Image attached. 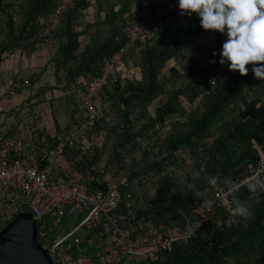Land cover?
Segmentation results:
<instances>
[{"label": "trees", "instance_id": "1", "mask_svg": "<svg viewBox=\"0 0 264 264\" xmlns=\"http://www.w3.org/2000/svg\"><path fill=\"white\" fill-rule=\"evenodd\" d=\"M87 1L77 0L62 26L44 35L39 19L52 11L58 0H0V13L7 21L0 59L6 50L18 49L21 54L38 56V45L51 41L57 48L50 60L55 83L42 81L46 67L43 73L30 76L33 84L42 85L37 96L55 88L65 91L77 78L98 74L103 58L125 43L131 1L137 0H125L117 10L111 7L105 19L89 24L95 30L84 40L87 33L82 30L81 18ZM16 3L23 14L19 25L12 19ZM153 17L154 38L138 42V50L132 54L137 73L131 78L119 77L113 89L102 94L104 106L109 103L105 115L113 113L115 120L109 124L102 118L98 122V128L106 129L104 143L85 157L80 168L97 173L103 164L116 175L124 172L122 189L136 187L133 213L123 209L127 223L142 220L161 228L182 223L195 201L203 199L205 189L212 186L210 179L232 183L264 154V78L254 77L252 64L246 65L247 75L229 70L225 83H219L189 118L180 122L187 113L183 102L191 103L205 85V67L187 51L184 37L209 30L202 29L199 17L180 15L176 0L154 9ZM75 108L72 112H77ZM138 137L144 139L143 144ZM247 194L241 189L242 199H247ZM243 206L248 209L247 216L233 215L226 208L211 213L188 242H178L171 253L162 255V264H264V192Z\"/></svg>", "mask_w": 264, "mask_h": 264}, {"label": "built area", "instance_id": "2", "mask_svg": "<svg viewBox=\"0 0 264 264\" xmlns=\"http://www.w3.org/2000/svg\"><path fill=\"white\" fill-rule=\"evenodd\" d=\"M163 5L164 0L134 2L125 26L126 41L103 58L98 74L79 77L67 90L55 88L43 96L36 95L41 83L33 84L30 76H19L9 81L0 94V230L21 212H31L38 223V237L57 264H162V255L171 253L178 242H188L208 222L211 213L221 208L232 213L237 205L258 200L264 192L263 154L232 183L207 187L204 198L195 201L182 223L159 228L142 220L127 223L123 209H134L136 187L122 189L124 172L116 175L103 164L97 173L80 168L85 157L104 143L106 129L98 128V122L102 118L109 124L115 120L113 113L105 115L109 103L104 106L101 93L113 89L119 77L137 73L132 54L138 50V42L154 38L153 10ZM76 6L77 0H58L55 8L39 19L42 34L57 31ZM21 12L16 3L12 17L15 25L23 19ZM211 35L208 31L184 37L187 51L205 67V85L191 103L183 102L187 113L180 122H185L219 83H225L224 76L230 70L227 63H219V56L212 57L213 50L220 52L226 33L209 39ZM210 59L217 62L211 64ZM58 91L70 99L78 117L70 121L58 118L54 120L56 129L47 132L40 126L44 117L47 120L44 101L51 103ZM16 94L21 102L16 100ZM20 95L24 98L20 99ZM31 101L38 102L37 109H25L18 127L6 128L7 121L16 119L18 105L26 108ZM138 142L143 144L144 139L138 137ZM249 183L255 185L254 192L247 186ZM241 189L247 191V199L240 196ZM66 215L74 219L81 216V220L72 221L63 234L56 236ZM95 248V253H89Z\"/></svg>", "mask_w": 264, "mask_h": 264}, {"label": "clouds", "instance_id": "3", "mask_svg": "<svg viewBox=\"0 0 264 264\" xmlns=\"http://www.w3.org/2000/svg\"><path fill=\"white\" fill-rule=\"evenodd\" d=\"M180 15L192 14L200 18V26L204 30L226 33L227 40L222 44L220 52L213 50L212 57L219 56L221 65L228 64L231 71L241 75L249 72L246 65L252 64L255 78H264V0H176ZM216 59L209 63L215 64ZM230 62V63H228ZM209 184L215 186V178ZM253 192L255 185H247ZM188 187H193L189 184ZM197 196L202 193L197 192ZM233 215L247 216L248 209L242 204L232 210Z\"/></svg>", "mask_w": 264, "mask_h": 264}, {"label": "crops", "instance_id": "4", "mask_svg": "<svg viewBox=\"0 0 264 264\" xmlns=\"http://www.w3.org/2000/svg\"><path fill=\"white\" fill-rule=\"evenodd\" d=\"M167 1L169 0H164V6H168ZM88 7L86 9H84V15L81 18L82 21V30L85 29L86 30V35H84V40L90 39V35L92 34V30H94V25L92 27L89 26L94 24L96 21H102L103 19H105L106 17V13L109 11V9L111 7H114L115 10L120 9L121 6H123L125 4V0H88ZM134 4V1H131ZM123 4V5H122ZM198 15L194 14L191 15V19H195L197 18ZM7 21L3 20V15L0 13V40L4 38V33L2 34V32L6 29V23ZM210 33L212 34L209 39L218 37L221 35V33H219L218 31H214V30H209ZM50 43L46 44L42 47L38 46V50L36 51V53L38 54V56L36 54H32V53H28V54H24L20 52L21 49H18L16 51L10 52L8 50H6L2 55H1V59H0V94L2 92V90L4 89L5 85L11 81L12 79H15L16 76H19V74L22 76L23 72L29 73V74H33V73H38L41 74L44 71L42 69H44L46 67V72H44L43 74L48 73L49 72H54L52 68H54V65L50 64V60H51V56L53 55V50L50 47ZM52 69V70H51ZM44 78L42 79V81H48L47 77L48 75L45 74L43 75ZM42 76V77H43ZM56 97L58 98H62L63 95L62 93H59ZM24 95H20V99H23ZM70 102V99L65 98L64 97V101L65 102ZM66 110H67V115L72 114L73 112L71 111V104L68 103L67 104ZM68 110L70 111V113L68 112ZM69 116H66V119ZM28 122H30V120H27ZM18 117H16V119L10 120L6 122V128H15L18 127ZM49 122L45 119H43V121L41 122L40 126H42L43 129H45L47 132L48 131H53L56 129L55 126V121H54V125L53 123L50 122V126L48 125ZM12 126V127H11ZM20 126V125H19ZM54 128V129H53ZM52 129V130H50Z\"/></svg>", "mask_w": 264, "mask_h": 264}, {"label": "water", "instance_id": "5", "mask_svg": "<svg viewBox=\"0 0 264 264\" xmlns=\"http://www.w3.org/2000/svg\"><path fill=\"white\" fill-rule=\"evenodd\" d=\"M33 214L21 212L0 230V264H57L38 237Z\"/></svg>", "mask_w": 264, "mask_h": 264}, {"label": "rangeland", "instance_id": "6", "mask_svg": "<svg viewBox=\"0 0 264 264\" xmlns=\"http://www.w3.org/2000/svg\"><path fill=\"white\" fill-rule=\"evenodd\" d=\"M49 41H51V39H49ZM53 43H54V41H51L50 47L54 51L53 52V55H54L57 48L54 47ZM38 46L42 47L43 44L41 43ZM52 56H51V58H52ZM52 69L54 71V68H52ZM45 74L48 75V77H47L48 82L47 83H50V82L51 83H54V80H55L54 79L55 78L54 77V72H49L48 73V71H47V73H45ZM19 76H21V75L19 74ZM24 76H31V74L26 73V72H23L22 73V78ZM133 76H134V73L132 72L129 77L126 76L124 78H131ZM43 78H44V76H43ZM102 94L103 93H101V97H102ZM57 95H59V94L57 93ZM16 100L19 101V95H17V94H16ZM63 101H64V97H62V98L54 97L51 103H47V101H44V106L43 107H46L45 109L47 111H43V112H44V116H47V121L49 122V124L51 122L54 125V120H56L58 118H64V119H66V116H69L68 118H70L68 121L73 120V119H76L78 117V116H76L78 114L77 112H74V113H72L70 115H67V110H66V108H68L67 107V104L68 103L71 104V101L70 102L67 101L65 103H63ZM19 102H21V101H19ZM37 103L38 102L31 101L30 104H29V107L27 106L26 108L24 106L22 107L21 105H18V110H17V113H16L17 115L15 116V118L18 117V120L22 119L23 116H24V113L23 112H24L25 109H26V112H27V109H28V112H29V110H31V111L36 110L37 109V107H36ZM71 107H73L72 104H71ZM152 107H154V106L152 105ZM43 112L41 113V115H43ZM68 112L70 113L69 110H68ZM62 123H64V121H62ZM137 156L138 157H141V153L140 154H137ZM151 192H153V189L151 190ZM80 220H81V216H79L77 219L76 218L74 219V216L73 215H66L62 219L61 229L56 233V236L63 234L69 228V225H70V223L72 221L78 223ZM95 252H96V248L93 249L92 251H90L89 253H95Z\"/></svg>", "mask_w": 264, "mask_h": 264}]
</instances>
